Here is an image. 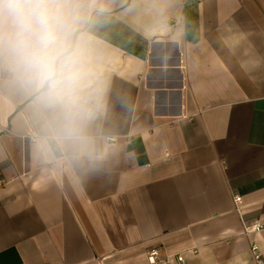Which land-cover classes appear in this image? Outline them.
<instances>
[{"label":"crops","instance_id":"1","mask_svg":"<svg viewBox=\"0 0 264 264\" xmlns=\"http://www.w3.org/2000/svg\"><path fill=\"white\" fill-rule=\"evenodd\" d=\"M73 3L82 131L0 78V264L264 258V0Z\"/></svg>","mask_w":264,"mask_h":264},{"label":"clouds","instance_id":"2","mask_svg":"<svg viewBox=\"0 0 264 264\" xmlns=\"http://www.w3.org/2000/svg\"><path fill=\"white\" fill-rule=\"evenodd\" d=\"M82 23L73 0H0V78L50 111L66 139L82 131L99 96Z\"/></svg>","mask_w":264,"mask_h":264},{"label":"built area","instance_id":"3","mask_svg":"<svg viewBox=\"0 0 264 264\" xmlns=\"http://www.w3.org/2000/svg\"><path fill=\"white\" fill-rule=\"evenodd\" d=\"M4 184L3 180H0V186ZM233 201L235 204V209L239 211L240 204L242 202V198L240 195L235 194L233 196ZM264 228V224H256L254 226V231H260ZM251 251L253 254V258L255 261V264H264V258L259 252L258 246L256 244H253L251 247ZM147 260L149 264H170L172 262H175V264H186L185 258L183 254L179 253L173 256H167V257H158V250L157 248H151L147 253Z\"/></svg>","mask_w":264,"mask_h":264}]
</instances>
